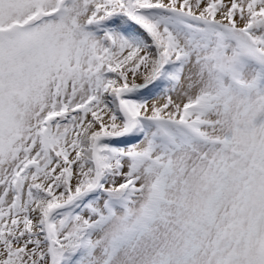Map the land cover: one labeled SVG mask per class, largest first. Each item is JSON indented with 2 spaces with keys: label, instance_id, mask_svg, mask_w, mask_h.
Returning a JSON list of instances; mask_svg holds the SVG:
<instances>
[{
  "label": "snow or ice",
  "instance_id": "1",
  "mask_svg": "<svg viewBox=\"0 0 264 264\" xmlns=\"http://www.w3.org/2000/svg\"><path fill=\"white\" fill-rule=\"evenodd\" d=\"M0 264H264V0H0Z\"/></svg>",
  "mask_w": 264,
  "mask_h": 264
}]
</instances>
